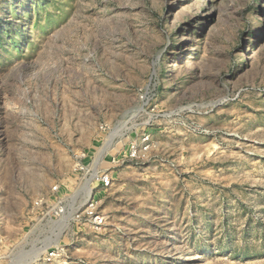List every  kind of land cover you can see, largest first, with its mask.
<instances>
[{
    "label": "rangeland",
    "instance_id": "374dc122",
    "mask_svg": "<svg viewBox=\"0 0 264 264\" xmlns=\"http://www.w3.org/2000/svg\"><path fill=\"white\" fill-rule=\"evenodd\" d=\"M0 264H264V0H0Z\"/></svg>",
    "mask_w": 264,
    "mask_h": 264
},
{
    "label": "built area",
    "instance_id": "2783aa9c",
    "mask_svg": "<svg viewBox=\"0 0 264 264\" xmlns=\"http://www.w3.org/2000/svg\"><path fill=\"white\" fill-rule=\"evenodd\" d=\"M99 179L104 186H107L110 182L108 175L101 176ZM53 189L56 188L53 187ZM40 203L41 201L39 200L35 202V205H40ZM53 213L55 214V216L59 217V214L62 213V206L57 205ZM85 213L87 214L88 220L92 223L94 228L98 229L101 227V225L103 224V218L98 212H96V206L93 200H91L90 203H88Z\"/></svg>",
    "mask_w": 264,
    "mask_h": 264
},
{
    "label": "bare ground",
    "instance_id": "6f19581e",
    "mask_svg": "<svg viewBox=\"0 0 264 264\" xmlns=\"http://www.w3.org/2000/svg\"><path fill=\"white\" fill-rule=\"evenodd\" d=\"M85 188H86V190L89 192V186H88V184H85ZM64 221V220H63ZM36 251V250H35ZM39 254V253H38ZM34 257V256H33Z\"/></svg>",
    "mask_w": 264,
    "mask_h": 264
}]
</instances>
